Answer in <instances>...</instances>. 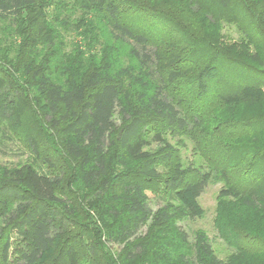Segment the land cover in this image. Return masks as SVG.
<instances>
[{
	"label": "trees",
	"instance_id": "16d2710c",
	"mask_svg": "<svg viewBox=\"0 0 264 264\" xmlns=\"http://www.w3.org/2000/svg\"><path fill=\"white\" fill-rule=\"evenodd\" d=\"M240 1L264 34V0ZM151 7L149 0H0V120L15 129L33 121L28 142L49 170L0 165V264H229L204 232L191 240L178 223L181 213L204 215L199 199L214 178L224 183L220 198L264 215L259 134L218 152L206 145V167L159 179V165L173 162L176 150L160 129L151 133L161 146L154 153L145 131L165 124L195 133L204 120L192 122L194 99L215 96L229 107L263 101L264 70L214 43L195 71L184 68L192 56L168 68L151 33L156 16L147 23ZM221 55L255 69L254 78L217 94ZM247 57L264 63L259 50ZM161 183L179 208L149 206V190Z\"/></svg>",
	"mask_w": 264,
	"mask_h": 264
},
{
	"label": "rangeland",
	"instance_id": "374dc122",
	"mask_svg": "<svg viewBox=\"0 0 264 264\" xmlns=\"http://www.w3.org/2000/svg\"><path fill=\"white\" fill-rule=\"evenodd\" d=\"M149 5L153 6V10L148 9L147 23L152 14L156 16L151 22V33L161 45L160 51L165 55L163 64L168 68L174 65L180 68L184 60L192 56V62H187L184 68L187 72L195 71L205 64L214 43L217 47L230 50L231 56L238 62L250 61L252 66L264 70V63L253 62L248 57L245 59L246 54H255L256 50L264 55V34L257 29L254 16L240 0H231L227 7L222 5L221 0H149ZM72 37L73 34H69L68 39ZM220 59L225 65L220 83L217 82V87L213 86L217 94L254 78L255 69L249 68L248 71L231 66L228 55H221ZM185 76L183 84L193 95L195 86L185 82L186 79L192 80L191 76L187 73ZM193 102L188 104L192 122H196L197 115L203 116L204 120L199 123L198 129L195 127L196 130L194 125H190L195 133L171 130L165 124L145 131L151 142L149 148L154 153L160 151L161 146L153 141L151 133L160 129H164L166 139L176 150L173 162L163 161L159 165L161 180L188 167H206L202 154L206 145L218 152L228 149L232 143H243L247 138L252 140L257 134L260 140H264V129L259 125L264 116V100L230 107L221 104L215 96L207 97L200 103L195 99ZM198 106L201 107L198 109ZM249 119L256 121L252 120L250 125L247 122ZM35 131L32 120H26L19 129L0 120V165L31 164L49 171L43 158L35 156L28 142L29 134ZM51 154V158L56 159V155ZM223 185L222 181L214 178L199 199L205 209L204 215L191 219L181 213L178 223L189 233L191 240L198 232H204L216 255L226 263L264 264V215L256 214L254 209L234 198H220ZM148 203L153 210L169 204L179 208L174 192L162 183L149 190ZM19 246L21 242H13L12 257H15ZM84 264H90V261L86 259Z\"/></svg>",
	"mask_w": 264,
	"mask_h": 264
}]
</instances>
